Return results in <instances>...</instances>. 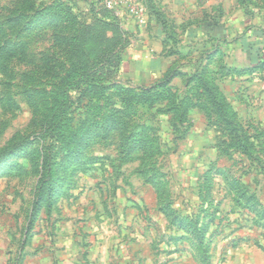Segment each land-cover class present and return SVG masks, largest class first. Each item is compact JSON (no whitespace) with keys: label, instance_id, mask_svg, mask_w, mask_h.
<instances>
[{"label":"rangeland","instance_id":"obj_1","mask_svg":"<svg viewBox=\"0 0 264 264\" xmlns=\"http://www.w3.org/2000/svg\"><path fill=\"white\" fill-rule=\"evenodd\" d=\"M15 1L0 0V45H7L0 153L16 145L0 157V264H264V215L246 200L253 195L264 206V68L244 75L220 71L219 63L210 68L237 134L250 136L246 147L259 160L227 145L229 128L194 105L199 92L179 78L167 100L127 112L126 132L137 125L146 144L126 147L119 132L98 131L83 156H60L42 174L44 194L34 207L41 170L22 154L41 147L38 120L66 71L118 59V81L135 92L178 63L174 41L189 43L186 32L204 10L222 6L225 19H241L235 0H21V17L11 23ZM130 7L142 10V20ZM242 26L235 23L233 35ZM236 47L224 50L223 63L245 65ZM175 97L183 116L156 110ZM82 105L72 124L86 115ZM29 133L38 141H22Z\"/></svg>","mask_w":264,"mask_h":264},{"label":"trees","instance_id":"obj_2","mask_svg":"<svg viewBox=\"0 0 264 264\" xmlns=\"http://www.w3.org/2000/svg\"><path fill=\"white\" fill-rule=\"evenodd\" d=\"M20 2L21 0H17L10 7L12 14L9 17V22L11 23H15L18 17H21L18 11ZM235 3L236 8L241 11L239 16L241 19L236 18L235 21L225 19V10L222 6L217 9L204 10L201 17L196 20V25L191 26L186 32V36L190 37L189 43L182 44L179 39L174 41L170 55L180 58L181 63L177 61L178 63L170 65L161 80L146 87L136 88L135 92L130 87L125 88L118 81L117 76L121 72L118 59H112L110 64L103 65L104 67L99 66L97 69H91L82 74L77 71H66L56 88L51 92L45 105L47 106L46 110L40 114L41 118L38 120L43 137L41 147L38 151L31 150L22 153L31 164L38 160L41 170L33 207L36 204V199L44 194L42 188L47 181V175L42 176V174L49 173L56 158L60 156L64 161H73V159L83 156L87 141L96 137L98 131L106 134L110 131L119 132L121 144L126 147L130 146L131 148L135 143L146 144L148 136L145 134L141 136L137 125L133 126L130 133L126 132L128 126L126 125V123L128 124L126 114L133 110L134 103H147L151 108L159 100H167L170 86L176 78L185 80L186 88H194L193 90L199 92V102H195L194 105L200 104L203 109L210 110L213 115L218 116L223 126L229 128L226 130L232 133V141H229L227 145L243 147L245 154L259 160L258 155L254 151L250 150V152L246 147V145H251L250 136L245 133L237 134L234 120L230 114V104L223 96L221 97L212 78V75L218 71L210 69L219 63L220 71L244 75L261 71L264 68V21L260 22L259 20V18H263L261 9L264 8V0H235ZM45 10L35 9L36 13H42ZM246 20L248 24L244 25ZM235 23L242 24L243 28L240 31L236 30L233 35ZM170 38V36L163 37V44L167 45L166 42H169ZM233 44L237 46L235 50L239 49L242 53L244 66L223 63V59L228 56L224 50H230ZM6 48L7 45H0V56L3 55ZM100 75H103V78H100ZM74 95L77 97L73 98ZM84 98L88 103L82 105L81 102ZM201 98H206V101L202 103ZM182 104L183 101L179 97H175L166 108H163L164 110L157 107L156 110L165 113L171 112L175 116L178 115L176 117L178 118L185 114V111L179 108ZM80 105L87 108L86 115L82 118L78 113L77 116L80 117L75 119L76 124H72L75 117L72 114ZM208 106L210 109H207ZM29 139L38 141V138L34 137V133H29L22 141L26 142ZM45 139L46 142H44ZM223 142L225 143V141ZM14 146L16 145L7 147L0 153V157L12 154ZM131 151L129 149L126 152L128 155H126L133 154ZM243 192L241 194L244 195ZM246 200L251 205L249 208L264 215V206L257 200L255 201L253 195L250 198L247 197Z\"/></svg>","mask_w":264,"mask_h":264},{"label":"built area","instance_id":"obj_3","mask_svg":"<svg viewBox=\"0 0 264 264\" xmlns=\"http://www.w3.org/2000/svg\"><path fill=\"white\" fill-rule=\"evenodd\" d=\"M112 5L111 4H109V7H111ZM130 11L131 12H133V13H137V15H138V17L140 18V20H142V13H141V9H140V11L137 9V10H135V8L134 7H130Z\"/></svg>","mask_w":264,"mask_h":264}]
</instances>
